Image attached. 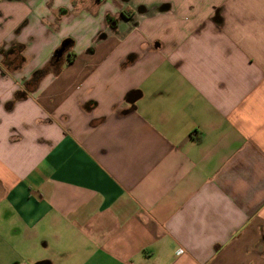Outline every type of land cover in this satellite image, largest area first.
I'll use <instances>...</instances> for the list:
<instances>
[{"label":"crops","instance_id":"obj_1","mask_svg":"<svg viewBox=\"0 0 264 264\" xmlns=\"http://www.w3.org/2000/svg\"><path fill=\"white\" fill-rule=\"evenodd\" d=\"M40 1L0 0V264H264V0H112L27 71L25 26L99 14ZM65 39L71 55L16 99Z\"/></svg>","mask_w":264,"mask_h":264},{"label":"rangeland","instance_id":"obj_2","mask_svg":"<svg viewBox=\"0 0 264 264\" xmlns=\"http://www.w3.org/2000/svg\"><path fill=\"white\" fill-rule=\"evenodd\" d=\"M82 0H41L39 7H41L43 10H58L61 6H68L71 10H87V9H80L78 6V3H80ZM138 4L145 5L147 9L150 12H154L156 6L159 4L160 1L162 0H134ZM170 2L171 5V10H215L219 8L220 10H230L233 8L236 3H239V0H167ZM112 0H107L106 3L100 5L97 10H98V15L93 17H89L87 15H80L78 19L74 21V18L71 19L70 21H67V19L71 18L70 16L66 18L64 23L61 22L60 29L57 31H53L49 34L46 35H39L36 28V23H34V26L31 27L25 26L24 32L22 35L29 36L31 32L34 31V38L36 36V40L33 39L34 43L31 45V48L29 49L30 55L27 57V61L25 63V69L28 71L32 69H36L37 67H40L39 65L42 66L41 61L45 59V54L49 50V48L52 47V43L56 41L57 39L62 38V34H65L68 32V35L71 36L72 38H75L77 41V44H79L86 36L90 34V30L88 25L96 26L99 24L102 19H103V13L108 9V6L111 5ZM119 2V1H118ZM27 3V2H26ZM28 6L32 5L26 4ZM119 6L122 7V3L119 2ZM47 12V11H46ZM34 19L36 18V15H33ZM32 16V17H33ZM88 17V18H87ZM157 18V17H156ZM156 20V19H154ZM80 25H87V27L84 30H77V28ZM13 32V30H12ZM21 36V34H20ZM68 37V36H67ZM63 39V38H62ZM32 41V42H33ZM34 50V51H33ZM70 50V48H69ZM54 53V52H53ZM53 54L51 55L52 58ZM46 61V60H45ZM49 62L45 64V66L48 65ZM44 65V64H43ZM44 66V67H45ZM24 72L28 73L27 71Z\"/></svg>","mask_w":264,"mask_h":264},{"label":"flooded vegetation","instance_id":"obj_3","mask_svg":"<svg viewBox=\"0 0 264 264\" xmlns=\"http://www.w3.org/2000/svg\"><path fill=\"white\" fill-rule=\"evenodd\" d=\"M118 1L122 3V5H123L122 7L119 6ZM106 2H107V0H82L81 1V7H82V9H87V10H90V9L97 10V8L100 5H102ZM171 5L172 4H170V2H168L167 0H162L156 6L155 10H171V8H172ZM81 7H80V9H81ZM115 7H116L115 10H122L121 13H125V14H126V12L124 10L146 11V13L148 12V9H147V7H145V5L138 4L134 0H116ZM74 10H76V9H74ZM107 10H112V9H107ZM216 10H219V9H216ZM63 44H65V51L63 52V54L60 57H58L56 55V52H57V50H59L62 47ZM72 44H73V40H71V39L63 40L61 42V44L55 49L53 56L50 60V64H48V66L54 67V66L59 65L62 62V60L69 55V53H70L69 48H71ZM22 46L24 48V45H22Z\"/></svg>","mask_w":264,"mask_h":264},{"label":"trees","instance_id":"obj_4","mask_svg":"<svg viewBox=\"0 0 264 264\" xmlns=\"http://www.w3.org/2000/svg\"><path fill=\"white\" fill-rule=\"evenodd\" d=\"M22 50H23V46L19 45L17 48H16V46L11 47L9 50L6 51L4 64L8 70H17L23 65L25 58L21 54ZM70 55H71V53H69L68 56H70ZM68 62H70V59H68ZM48 70H49L48 65L39 69V70H36L34 72V74L32 75V77L25 84L27 91L22 92V93L18 92L15 95V98L16 99H22V98L26 97L27 92L38 86L40 80L48 72Z\"/></svg>","mask_w":264,"mask_h":264},{"label":"water","instance_id":"obj_5","mask_svg":"<svg viewBox=\"0 0 264 264\" xmlns=\"http://www.w3.org/2000/svg\"><path fill=\"white\" fill-rule=\"evenodd\" d=\"M64 51H65V44H63L62 47L59 50H57L56 55L60 57Z\"/></svg>","mask_w":264,"mask_h":264}]
</instances>
